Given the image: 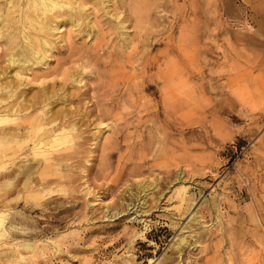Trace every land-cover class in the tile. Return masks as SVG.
<instances>
[{
	"label": "rangeland",
	"instance_id": "1",
	"mask_svg": "<svg viewBox=\"0 0 264 264\" xmlns=\"http://www.w3.org/2000/svg\"><path fill=\"white\" fill-rule=\"evenodd\" d=\"M83 2L31 29L44 64L8 66L0 24L7 79L78 124L45 158L0 146V264H264V0ZM97 84L92 121L67 98Z\"/></svg>",
	"mask_w": 264,
	"mask_h": 264
},
{
	"label": "bare ground",
	"instance_id": "2",
	"mask_svg": "<svg viewBox=\"0 0 264 264\" xmlns=\"http://www.w3.org/2000/svg\"><path fill=\"white\" fill-rule=\"evenodd\" d=\"M84 6L82 0H5V5L0 8V24H2L3 30L7 32L8 43L11 45V47L9 46L11 51L4 58L8 62V66L13 65L18 68L20 61L25 63V68H28L30 64L46 63V58L50 53L49 45L51 44L43 36L39 38L40 40H36L31 29H35L39 34H44L43 31L58 30L66 23L79 26V22H76L72 14H63V12L54 14V12L75 9L81 13ZM50 15H53L52 20L49 19ZM86 25H89V20L86 21ZM7 73L8 71L0 65V125L10 121L13 125L0 126V146L16 141L19 143L20 141L27 142L30 143V149L35 156L41 155L45 158L49 153V149L45 147L46 144L70 141L71 132L77 128L78 124L71 122L68 117L66 118V115L57 112L48 115V110L45 109L50 103V98L45 86L40 91H36L35 94L27 96L25 91L22 92L18 89L22 83L17 85L12 78L8 80ZM14 75H16L15 77L19 75L18 78H20L21 69H16ZM73 80L80 83L82 78L74 77ZM112 90L115 89L101 91L100 84H97L95 88L87 87L85 91H79L75 94L76 96L67 99L69 102L80 103L84 97L87 98V102H90V108L88 110L85 108L86 111L80 115L91 118L90 120L94 118L93 120L101 121L105 114L110 111L104 104L110 105L111 109L115 106L111 105L110 100L112 98L110 96L113 94L109 92ZM30 108L39 110V113L31 114ZM115 115L112 116L116 117ZM13 149L15 151V148ZM2 221L3 217L0 212V236L5 234ZM19 246L30 248L28 243H22Z\"/></svg>",
	"mask_w": 264,
	"mask_h": 264
}]
</instances>
